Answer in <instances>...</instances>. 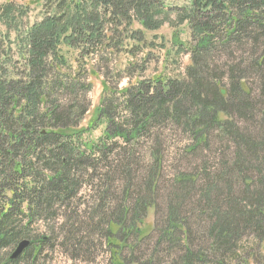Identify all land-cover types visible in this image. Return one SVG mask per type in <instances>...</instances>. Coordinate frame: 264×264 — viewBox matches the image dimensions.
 Here are the masks:
<instances>
[{
	"label": "trees",
	"instance_id": "1",
	"mask_svg": "<svg viewBox=\"0 0 264 264\" xmlns=\"http://www.w3.org/2000/svg\"><path fill=\"white\" fill-rule=\"evenodd\" d=\"M13 1L0 3V264H38L60 234L86 253L79 219L94 223L93 214L99 223L87 228L108 222L111 264L256 261L264 250V0L181 8L36 0L32 23L28 0ZM167 22L170 48L148 36ZM161 52L162 71L146 77ZM182 56L184 73L168 74L170 59ZM92 78H102L103 93L84 127ZM150 208L156 220L145 234ZM250 237L256 246L245 244Z\"/></svg>",
	"mask_w": 264,
	"mask_h": 264
},
{
	"label": "rangeland",
	"instance_id": "2",
	"mask_svg": "<svg viewBox=\"0 0 264 264\" xmlns=\"http://www.w3.org/2000/svg\"><path fill=\"white\" fill-rule=\"evenodd\" d=\"M9 0H0V3H5ZM17 6L21 4H25L24 1H13ZM36 0H28L27 3L32 5V9L29 14V21L32 23L35 20L36 14L38 12V7H36ZM165 4L169 7L173 8H181L189 6L191 3V0H164ZM173 20V19H172ZM174 28L170 25V22L165 23L163 28L155 33H149V37L157 36L159 40L164 39L166 45L170 48V43L172 39ZM156 61L151 63L149 66V69L146 73V77H150L153 74H157L162 71V62L164 58V52L157 53L156 54ZM159 57V59H158ZM173 59H170L169 62V71L168 74H171L172 76H178L181 73H184L185 67L189 64V57L188 56H182L179 60L176 62H172ZM177 65V66H176ZM94 83V89L92 94L90 95V99L92 102V108L91 112L87 115L86 120L84 122V127H87L91 124V122L96 118L97 109L100 105V98L101 94L103 93V85H102V78H92ZM128 86V81H123L120 85L119 89L126 88ZM102 128L98 129L90 134L86 135V138L88 140H95L97 137L101 135ZM183 141L180 140L178 143L173 142H166L163 150L167 154H170L174 151V146H181ZM171 156V155H169ZM170 163V162H169ZM169 163L165 167L166 172V178L170 176L171 169L169 168ZM89 190L88 188H85L83 190L82 196L85 198H88ZM162 195H160L161 198ZM113 202V200H112ZM163 202V201H162ZM112 205L115 206L114 202ZM161 209L164 212V215H166L167 206L165 203L161 205ZM156 212V209H155ZM95 217L94 223H99L97 215L93 214ZM81 218L79 221H82V225L79 227V231L82 232L81 237L87 238L89 240L88 244H90L89 248L84 249H77L75 250L72 247L66 246L65 238L63 239L64 235H59V239L56 241V243L53 242L46 247L44 254L42 255V258L40 259L38 264H111L110 261V252L109 248L107 246L106 242V231L108 222L104 223V226L102 227H96L93 226L89 229L87 228V224H94L92 219H85L84 216H80ZM155 214H154V208H150L147 219L145 220L144 226L142 227V230L145 234H148L152 231L154 223H155ZM96 227V228H95ZM59 228V227H58ZM99 228V229H97ZM54 243L55 248L52 247V244ZM255 244L256 246V239L254 237L245 238V244ZM264 244V243H263ZM244 247V246H243ZM257 257L258 259L254 262H251V264H264L262 263V260H264V250L261 249V245L259 246V251L257 250Z\"/></svg>",
	"mask_w": 264,
	"mask_h": 264
},
{
	"label": "water",
	"instance_id": "3",
	"mask_svg": "<svg viewBox=\"0 0 264 264\" xmlns=\"http://www.w3.org/2000/svg\"><path fill=\"white\" fill-rule=\"evenodd\" d=\"M29 245H30V241L25 240V241L21 242V243L18 245V247H17V249L15 250V252L13 253V255H12V259H16V258H18L20 255H22L23 252L27 249V247H28Z\"/></svg>",
	"mask_w": 264,
	"mask_h": 264
},
{
	"label": "bare ground",
	"instance_id": "4",
	"mask_svg": "<svg viewBox=\"0 0 264 264\" xmlns=\"http://www.w3.org/2000/svg\"><path fill=\"white\" fill-rule=\"evenodd\" d=\"M84 207V206H83ZM90 211V210H89ZM84 213V212H83ZM10 253V252H9Z\"/></svg>",
	"mask_w": 264,
	"mask_h": 264
}]
</instances>
